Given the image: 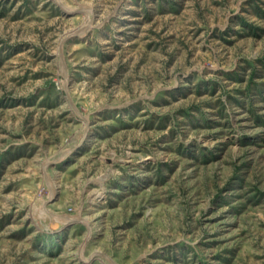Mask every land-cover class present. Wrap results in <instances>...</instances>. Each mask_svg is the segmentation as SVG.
Returning <instances> with one entry per match:
<instances>
[{
    "label": "rangeland",
    "instance_id": "obj_1",
    "mask_svg": "<svg viewBox=\"0 0 264 264\" xmlns=\"http://www.w3.org/2000/svg\"><path fill=\"white\" fill-rule=\"evenodd\" d=\"M0 264H264V0H0Z\"/></svg>",
    "mask_w": 264,
    "mask_h": 264
},
{
    "label": "bare ground",
    "instance_id": "obj_2",
    "mask_svg": "<svg viewBox=\"0 0 264 264\" xmlns=\"http://www.w3.org/2000/svg\"><path fill=\"white\" fill-rule=\"evenodd\" d=\"M101 193L102 192H100L99 190H95V191H93L92 193H91V200L93 201V200H96V199H98V198H100L101 197Z\"/></svg>",
    "mask_w": 264,
    "mask_h": 264
}]
</instances>
